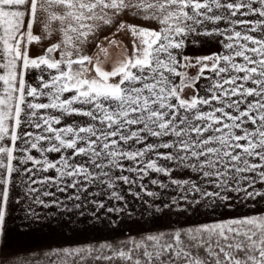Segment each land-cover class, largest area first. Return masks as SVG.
<instances>
[{
    "label": "snow or ice",
    "instance_id": "1",
    "mask_svg": "<svg viewBox=\"0 0 264 264\" xmlns=\"http://www.w3.org/2000/svg\"><path fill=\"white\" fill-rule=\"evenodd\" d=\"M112 46L122 57L108 68ZM124 172L181 193L148 191L153 220L207 221L131 247L50 248L48 264H264V0H0V264H39L12 235L21 184L25 196L40 184L81 200L95 185L123 200Z\"/></svg>",
    "mask_w": 264,
    "mask_h": 264
},
{
    "label": "rangeland",
    "instance_id": "2",
    "mask_svg": "<svg viewBox=\"0 0 264 264\" xmlns=\"http://www.w3.org/2000/svg\"><path fill=\"white\" fill-rule=\"evenodd\" d=\"M126 166H132V162L123 161ZM190 173H179V176H188ZM134 180V183L125 184L119 181L116 191L124 197L123 200H115L109 198V193L112 191L107 187L98 188L95 185H89L87 193L83 194L81 200H75L73 197L77 190L69 189L67 193L70 195V207L67 212H64V217L57 220L62 222L64 226L58 228L54 226V236L60 234L65 241L61 245L55 243V247H77V246H99L100 244L107 243L113 247L123 248L124 242H129L128 246L131 247L130 240H139L141 235L149 232L168 231L172 228L181 226H190L193 223L206 222L208 218L201 217H188L178 216L173 212L164 216L162 219L153 220L152 217L145 213L147 207L146 202L159 204L161 201L148 196L147 192L151 191L158 194L161 199L170 200L171 197L177 198L181 195L180 192L175 190V186L169 184V187L162 189L157 185H152L149 181L153 178L168 183V178L161 174L150 172L147 177L141 180V176L136 173L124 172ZM163 176V178L161 177ZM97 192H103V195L97 196ZM86 197V199H84ZM67 198V196H66ZM93 201H102L105 205L104 208H99ZM80 204L82 207L76 208L75 205ZM109 207L118 209L116 212H107ZM83 212L81 216L79 213ZM95 212L100 216V220H96L91 214ZM58 213V212H57ZM59 216V215H58ZM73 221L68 224V221ZM86 220L87 223H80ZM95 224V227L92 225ZM67 225V226H65ZM56 239V238H55ZM104 255H111L108 249L103 250ZM57 264H60L57 261ZM96 264H124L119 259L112 261H98Z\"/></svg>",
    "mask_w": 264,
    "mask_h": 264
},
{
    "label": "crops",
    "instance_id": "3",
    "mask_svg": "<svg viewBox=\"0 0 264 264\" xmlns=\"http://www.w3.org/2000/svg\"><path fill=\"white\" fill-rule=\"evenodd\" d=\"M120 40H127V37L121 35L116 37ZM55 37L52 38L54 40ZM52 40H45L43 43L46 46L48 43L52 42ZM106 47L108 45L105 43ZM215 48L208 49L206 52L202 54H208V52L214 51ZM97 50L95 48L91 49L89 54H95ZM33 55L42 54V48L40 45H34L32 50ZM122 57L121 50L117 47L109 48V57L106 60L105 66L110 68L113 64L116 63L118 59ZM103 59V56H101ZM57 114V113H54ZM69 121L71 120H83L85 118L82 117H69L67 118ZM139 147V145L137 146ZM38 156L39 154L36 153ZM55 155V154H50ZM163 163V161H161ZM31 167V165H28ZM47 175V174H42ZM163 178V176H161ZM36 179H40V176L35 177ZM178 178V176H177ZM179 178H187V176H179ZM19 183V182H18ZM26 185L21 184L18 188L14 190L13 195L18 196L20 198V203L14 205V224L11 225L13 229H17V231L13 232L12 235L15 237V246L21 251L22 257L26 256L33 261H39V264H48V250L50 248L55 247V243L57 245H61L63 243L64 238L58 234L57 237L54 236L53 228L57 226L58 228H62L64 224L62 222H57V220L64 217V212H67V208L70 207V196L67 191L60 192L56 187H52L51 185H40L33 184V188L40 189L39 191L33 192L30 195L25 196L24 189ZM47 190L54 195H43V192ZM67 196V198H66ZM44 201L47 206L44 204H40L35 202V200ZM34 212L39 215L43 219L41 221H37L32 225L31 228L27 227V225L31 222L29 219H25V216L29 213ZM58 212V213H57ZM59 215V216H58ZM59 218V219H58ZM57 219V220H56ZM48 221L52 222V228L49 229L47 227L41 229L39 227L40 223H48ZM56 238V239H55ZM59 261V260H58Z\"/></svg>",
    "mask_w": 264,
    "mask_h": 264
}]
</instances>
